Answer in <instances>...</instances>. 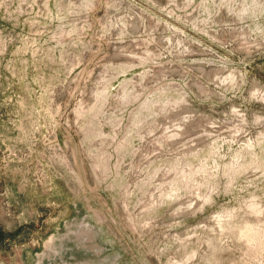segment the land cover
<instances>
[{
  "label": "rangeland",
  "instance_id": "rangeland-1",
  "mask_svg": "<svg viewBox=\"0 0 264 264\" xmlns=\"http://www.w3.org/2000/svg\"><path fill=\"white\" fill-rule=\"evenodd\" d=\"M0 264H264V0H0Z\"/></svg>",
  "mask_w": 264,
  "mask_h": 264
}]
</instances>
